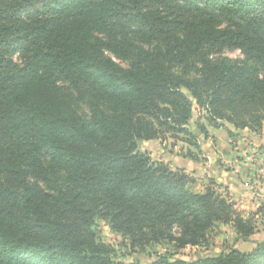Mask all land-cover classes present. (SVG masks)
I'll use <instances>...</instances> for the list:
<instances>
[{
	"label": "trees",
	"instance_id": "1",
	"mask_svg": "<svg viewBox=\"0 0 264 264\" xmlns=\"http://www.w3.org/2000/svg\"><path fill=\"white\" fill-rule=\"evenodd\" d=\"M228 47L244 57L216 56ZM195 106L214 127L264 128V0H0V264H264V240L123 262L94 229L178 249L218 223L255 233L228 193L139 147L191 137Z\"/></svg>",
	"mask_w": 264,
	"mask_h": 264
},
{
	"label": "rangeland",
	"instance_id": "2",
	"mask_svg": "<svg viewBox=\"0 0 264 264\" xmlns=\"http://www.w3.org/2000/svg\"><path fill=\"white\" fill-rule=\"evenodd\" d=\"M108 55L114 56L112 53L107 52ZM230 56L234 58H243V52L238 48H225L222 52L218 53L216 56ZM14 59L17 62H21L23 59L22 54H15ZM115 60L121 65L126 66L128 63L119 58ZM61 84H67L66 81L61 80ZM75 108L83 115L88 117L90 115V108L88 99L75 101ZM204 110H201L198 106H195L193 117L190 121L189 127L192 131V136L181 134L178 137H172L169 133L162 136L161 138L139 142V147L141 150L149 152L151 158L155 161H162L169 165V160L174 159L175 164L184 165L186 162L183 157L184 153H199V148L197 145L191 144L189 139L198 142V140L203 138L205 132L200 128L202 125L205 130L210 128H216L210 125L205 117ZM227 125H231L227 123ZM207 133V132H206ZM188 139V140H187ZM256 148H264L262 146L253 147L248 153L250 154ZM252 163V162H251ZM255 165L254 163H252ZM193 176L192 174H190ZM195 182L192 183V187L195 190H204L211 182L208 184L204 182L203 176L195 177ZM221 190V189H220ZM223 191V190H221ZM225 192V191H223ZM233 200V199H232ZM237 199L233 200L234 202ZM240 202V201H236ZM241 206V203H239ZM250 212L247 213L242 210L245 216H252V218L257 223V229L249 239H243L238 235L235 229H233L229 224L222 226L218 223L215 228L209 233V240L206 244L200 246H187L185 248H175L167 242L161 243H151L143 247L131 245L130 239L127 235L116 232L108 219L97 218L95 222L94 229L97 232L99 239L110 246L112 249V255L116 260L123 262L129 261H140L148 262L155 259L159 255L171 254L174 257L193 259L197 256H214L222 253L229 247H237L241 250H248L256 242L264 239V210L258 211V208H246ZM262 209V207H260ZM258 213V216H257Z\"/></svg>",
	"mask_w": 264,
	"mask_h": 264
},
{
	"label": "crops",
	"instance_id": "3",
	"mask_svg": "<svg viewBox=\"0 0 264 264\" xmlns=\"http://www.w3.org/2000/svg\"><path fill=\"white\" fill-rule=\"evenodd\" d=\"M256 146L264 147V128L256 132L249 128L235 129L232 125L208 127L207 133L197 142L199 153L185 152L184 165L175 164L174 159L169 160V165L173 169L183 168L195 177L201 175L208 184L213 182L217 188L228 193L231 199L240 201H235L237 209H243L247 213L250 212L246 209L249 207L262 211L264 169L253 165L248 153Z\"/></svg>",
	"mask_w": 264,
	"mask_h": 264
},
{
	"label": "built area",
	"instance_id": "4",
	"mask_svg": "<svg viewBox=\"0 0 264 264\" xmlns=\"http://www.w3.org/2000/svg\"><path fill=\"white\" fill-rule=\"evenodd\" d=\"M249 159L255 166L264 169V148H256L249 154Z\"/></svg>",
	"mask_w": 264,
	"mask_h": 264
}]
</instances>
